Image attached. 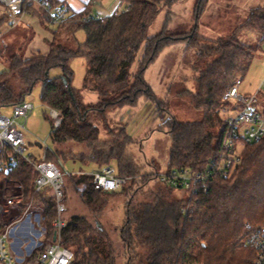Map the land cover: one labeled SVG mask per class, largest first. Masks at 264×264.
I'll return each instance as SVG.
<instances>
[{
    "label": "trees",
    "instance_id": "obj_1",
    "mask_svg": "<svg viewBox=\"0 0 264 264\" xmlns=\"http://www.w3.org/2000/svg\"><path fill=\"white\" fill-rule=\"evenodd\" d=\"M43 1L50 8L65 5L64 0ZM96 1L89 0L80 11L66 6L65 17L47 40L46 53L34 52L24 57L21 52H14L7 57L8 65L0 72V109L21 102L39 82L42 102L61 113L60 124L56 128L51 125V141L55 145L69 140L88 143L92 152L81 153V159L98 167L113 160L116 172L130 178L136 170L125 157V148L133 141L132 137L121 125L117 127L114 143H99V132L102 128L113 135L110 113L123 105L135 104L139 95L156 100L143 72L159 51L181 37L179 33L167 35L164 31L147 36L146 32L160 9L165 7L169 11L177 0H127L123 10L104 17L90 13ZM204 1H197L198 8ZM22 3L25 11L37 12L41 19L52 22L44 7L32 8L33 0ZM4 22L6 14L2 7L0 26ZM80 28L85 39L81 42L75 39V48L60 40L62 33L74 35ZM243 29L264 34V1L229 35L205 39L192 28L185 38L195 48L191 69L196 74L195 89H185L183 93L186 92L194 108L201 110L202 119L180 121L169 115L164 120L162 126L167 125L172 140L167 167L202 170L216 152L224 127L220 109L231 106L226 92L246 73L254 57V47L242 44L237 38L238 31ZM142 43L143 53L133 74L130 68ZM74 56L85 61L80 89L71 85L69 61ZM56 66L60 67V74L49 75ZM83 90L95 92L97 100L83 103ZM60 155L63 156L62 152L56 148L47 151L45 157L57 162ZM241 155L242 160L230 177L208 180L206 188L188 196L190 200L186 197L166 200L163 192L176 188L162 183L164 189H158L153 201L133 202V192L128 193L118 234L125 249L124 264H253L255 253L246 240L250 230L264 224V137L246 143ZM4 161L0 182L17 180L22 185L23 199L35 203L49 228L55 216L53 196L47 189L34 191L32 166L22 157L7 155ZM67 179L93 218L67 215L62 240L72 251L69 264H116L114 244L97 216L110 198L123 192L124 186L111 192L96 189L91 176L81 172L69 174ZM146 180L142 179V184Z\"/></svg>",
    "mask_w": 264,
    "mask_h": 264
},
{
    "label": "rangeland",
    "instance_id": "obj_2",
    "mask_svg": "<svg viewBox=\"0 0 264 264\" xmlns=\"http://www.w3.org/2000/svg\"><path fill=\"white\" fill-rule=\"evenodd\" d=\"M24 1H21L17 14L18 23L8 27L4 22L0 26V72L8 65L7 57L14 52H21L24 57L30 56L34 52L46 53L48 51L47 40L52 37V30L57 26L56 22H46L41 19L37 12L25 11L26 9L22 8ZM33 1L32 8L39 10L42 6L38 0ZM197 1L177 0L169 11L162 7L147 29V36L164 31L167 35L179 33L181 37V40L171 42L159 51L143 72V78L153 91L156 100H147L144 95H139L135 104L123 105L110 113L109 124L114 130L113 135L102 128L99 132V143H114L112 141L118 133L117 127L122 125L133 139L126 145L125 157L133 164L136 170L135 174L130 178L128 176L127 181L122 185L124 186L123 192L110 198L105 208L97 216V221L114 244L116 264L125 263V249L118 234L124 219V205L129 197L128 193L133 192L131 194L133 202H147L155 200V194H159L158 189H164L156 178H151L153 170L163 169L169 161L168 151L172 140L170 133L167 132V125L162 126L164 120L169 115L180 121H200L202 119L201 110L194 108L186 92L183 93L185 89H195L194 76L196 74L191 69L195 48L189 45L185 38L190 35L189 32L192 28L196 34L205 39L229 35L245 21L249 12L262 5L264 0H205L200 8L197 6ZM98 2L99 4L93 3L92 9L93 15L98 14L100 17L121 11L127 5V0H99ZM2 7L5 8L3 4L0 8ZM237 38L242 44L254 47L253 60L246 73L240 78L237 89L243 94L254 93L264 74V34L243 29L238 31ZM75 39L79 42L84 41L85 32L82 28L77 29L74 35L62 33L60 37V40L70 48H75ZM143 45L142 43L130 68V72L133 74L137 71L138 61L143 53ZM69 66L72 70L71 85L80 89L85 73L84 58L81 56L72 57ZM60 72V67L56 66L50 69L49 75H59ZM40 93L41 84L38 82L25 96V99L32 103L33 108L26 117H21L18 120L20 124H23V127L19 129L24 139L23 154H31L34 160L39 161L43 157L45 148L47 151H54L58 148L63 156H59L57 163L63 172L77 174L80 172L90 173L95 170L98 167L96 163L79 157L81 153L89 155L92 152L88 143L69 140L55 145L51 141L49 110L42 102ZM81 95L83 103H94L97 100L96 93L92 91L83 90ZM229 102L232 104L233 100L230 99ZM228 109L229 107L220 109L223 118L230 113ZM0 112L9 115L11 106L1 108ZM214 132L218 133V129H215ZM99 143L95 145L98 148H100ZM109 165L117 171L115 161H110ZM146 178V182L142 184L141 180ZM136 186L137 188L132 191ZM1 189L0 201L4 211L0 215V220L8 222L17 216L20 210L23 211L26 207L24 205L30 201V210L41 213L31 199H23L22 185L17 180L4 179L1 181ZM65 189L66 215H86L93 220L84 202L68 183L67 176ZM163 193L168 201L185 197L190 200L185 191L172 189L171 192ZM8 197L14 199V205L6 202L5 199ZM42 223L45 225L44 219H42ZM6 244L8 247L7 241Z\"/></svg>",
    "mask_w": 264,
    "mask_h": 264
},
{
    "label": "built area",
    "instance_id": "obj_3",
    "mask_svg": "<svg viewBox=\"0 0 264 264\" xmlns=\"http://www.w3.org/2000/svg\"><path fill=\"white\" fill-rule=\"evenodd\" d=\"M21 1L0 0L5 7L8 27L18 23L17 14ZM38 2L49 11L53 23H58L67 13L66 5L50 8L43 0ZM239 83L240 79H236L226 92V98L233 100V103L228 109L230 113L224 117V127L217 150L206 166L202 170H193L187 166H166L161 170H153V178L164 185L185 191L191 197L202 187L206 188L208 180L214 177L227 178L233 174L242 160L244 145L264 137V74L254 93H240L237 89ZM32 108V103L23 99L11 106L9 115L0 112V168H5L4 159L7 155H18L31 164L33 189L49 191L55 202V216L47 228L42 223L41 213L30 210V201L24 205L26 207L23 211L20 210V213L8 222L0 220V264H69L72 251L62 240V230L67 217L65 177L69 173L63 172L57 162L46 159L47 148L39 161L34 160L31 154H23L24 139L19 130L23 124L18 120L26 117ZM48 110L51 125L56 128L61 122V113L54 108ZM87 174L91 176L94 188L107 192L119 190L128 179L110 165H102ZM1 190L0 182V198ZM5 200L14 205L12 197ZM2 211L4 208L0 201V215ZM246 244L255 253L253 264H264V224L250 230Z\"/></svg>",
    "mask_w": 264,
    "mask_h": 264
},
{
    "label": "crops",
    "instance_id": "obj_4",
    "mask_svg": "<svg viewBox=\"0 0 264 264\" xmlns=\"http://www.w3.org/2000/svg\"><path fill=\"white\" fill-rule=\"evenodd\" d=\"M88 1L89 0H64V3H65L66 6H68L72 10H74V11H80V10L84 9V7H85V5H86V3ZM98 1L99 0L96 1V4H99ZM92 6H93V4H92ZM92 6L90 7V10L89 11H90V13L93 14ZM94 15L100 17L98 14H94Z\"/></svg>",
    "mask_w": 264,
    "mask_h": 264
},
{
    "label": "water",
    "instance_id": "obj_5",
    "mask_svg": "<svg viewBox=\"0 0 264 264\" xmlns=\"http://www.w3.org/2000/svg\"><path fill=\"white\" fill-rule=\"evenodd\" d=\"M62 80H63V82H64V83H66V84H67V80H66V78H65L64 76L62 77ZM68 90L70 91V88H69V86H68Z\"/></svg>",
    "mask_w": 264,
    "mask_h": 264
}]
</instances>
